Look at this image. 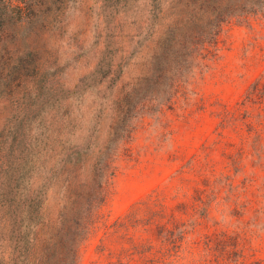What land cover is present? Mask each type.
I'll return each instance as SVG.
<instances>
[{
  "label": "rangeland",
  "instance_id": "obj_1",
  "mask_svg": "<svg viewBox=\"0 0 264 264\" xmlns=\"http://www.w3.org/2000/svg\"><path fill=\"white\" fill-rule=\"evenodd\" d=\"M12 1L0 264H264V9Z\"/></svg>",
  "mask_w": 264,
  "mask_h": 264
},
{
  "label": "trees",
  "instance_id": "obj_2",
  "mask_svg": "<svg viewBox=\"0 0 264 264\" xmlns=\"http://www.w3.org/2000/svg\"><path fill=\"white\" fill-rule=\"evenodd\" d=\"M238 7L245 8L247 12H258L264 9V0H242ZM22 22L23 8L20 4H14L12 0L8 3L0 1V52L4 49L3 40L8 25L11 23L21 25ZM11 66L13 65L4 64L0 56V69L7 70ZM239 105V113L246 118H256L264 125V72L251 84ZM250 124L254 126L253 123Z\"/></svg>",
  "mask_w": 264,
  "mask_h": 264
}]
</instances>
